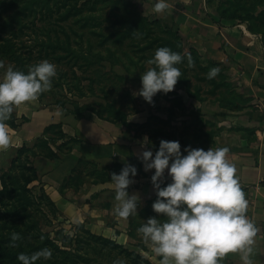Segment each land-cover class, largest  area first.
Instances as JSON below:
<instances>
[{
	"label": "rangeland",
	"instance_id": "374dc122",
	"mask_svg": "<svg viewBox=\"0 0 264 264\" xmlns=\"http://www.w3.org/2000/svg\"><path fill=\"white\" fill-rule=\"evenodd\" d=\"M154 3L155 0H0V59L5 61V68L13 64L25 72L42 59L54 62L57 75L52 78L53 86L38 97L42 105L56 106L66 116L118 122L138 139L147 134L157 148L161 138L179 140L182 152L187 145L205 149L228 146V106L240 101V94L233 86L227 61L204 58L188 43L181 29L180 10H187L184 14L188 17L192 9L204 5L220 24L244 23L264 36V0H168L169 6L162 12L154 10ZM259 13L261 19H253ZM160 46H170L184 58L178 63L181 77L174 89L167 93L160 90L152 103L133 92L142 86L141 72L154 66L147 61ZM3 50H11L13 55ZM189 54L193 65L188 63ZM216 65L221 70L209 79L207 73ZM3 71L0 69V78ZM19 149L0 150V190L1 175L11 170ZM37 157L32 155L34 162ZM38 185L36 181L29 188ZM39 188L38 204L29 202L26 211L14 208L15 194L3 198L0 194L1 253L11 243L13 232L21 234L13 244L22 245L23 236H31L34 230L47 233L61 249L72 251L63 246L62 240L64 235L74 237L75 226L83 223L69 221L60 210H54L40 196ZM22 204L19 200L17 205ZM144 222L145 215L137 223L136 236L141 245L144 239L138 228ZM60 231L63 234H58ZM138 244L127 247L139 251ZM35 247L41 249L36 244ZM81 252L86 254L87 250ZM102 252L99 261L105 264L108 251ZM61 261L63 258L52 250L51 257H40L36 264ZM0 264H9V260L0 257Z\"/></svg>",
	"mask_w": 264,
	"mask_h": 264
},
{
	"label": "crops",
	"instance_id": "0c3cea01",
	"mask_svg": "<svg viewBox=\"0 0 264 264\" xmlns=\"http://www.w3.org/2000/svg\"><path fill=\"white\" fill-rule=\"evenodd\" d=\"M180 11L181 29L188 43L204 58L228 62L233 86L241 97L228 106L230 151L226 156L236 165V175L249 201L246 214L258 228L251 254L253 264H264V36L251 32L244 23L220 24L204 5L192 9L188 17L184 14L187 10ZM16 113L19 126H9L12 143L0 150L20 148L25 143L33 146L39 139H50L55 156L40 155L35 166L64 217L119 244H138L140 218L159 215L151 203L157 198L151 180L155 169L145 170L139 158L141 139L118 122L66 116L56 106L42 105L39 97L17 105ZM133 156L142 162V169L129 185V192H139L141 201L137 212L121 217L114 211L117 201L111 173L115 164H134ZM165 176L166 184L171 181L167 169ZM138 247L151 262L161 264V256L145 240ZM220 259L223 264H245L239 252H229Z\"/></svg>",
	"mask_w": 264,
	"mask_h": 264
},
{
	"label": "clouds",
	"instance_id": "9594fccd",
	"mask_svg": "<svg viewBox=\"0 0 264 264\" xmlns=\"http://www.w3.org/2000/svg\"><path fill=\"white\" fill-rule=\"evenodd\" d=\"M168 6V0H155L154 10L162 12ZM183 58L170 46L158 47L147 61L154 66L141 72L142 86L133 95H142L154 103L157 92L173 90L181 77L178 63ZM188 63L194 64L190 54ZM0 69L4 70L0 78V148H7L12 143L7 121L14 107L51 89L57 65L45 58L25 72L13 64L5 68V61L0 59ZM220 70L219 65L211 67L208 78L217 76ZM140 144L139 158L145 170L155 169L151 180L157 198L152 207L159 215L145 219L138 232L161 256V264H223L220 258L229 252H239L245 264H253L251 254L258 228L246 214L249 201L236 175V165L227 159L229 147L205 149L187 145L182 152L179 140L161 138L154 152L155 143L147 134ZM166 169L171 181L165 184ZM137 172L135 164L125 162L118 173H111L117 201L114 211L121 217L137 212L141 201L139 192H129ZM20 236L13 232L11 243ZM51 256L52 249L45 246L32 254L20 252L18 259L23 264H34L40 257ZM113 264L127 261L120 258Z\"/></svg>",
	"mask_w": 264,
	"mask_h": 264
},
{
	"label": "trees",
	"instance_id": "16d2710c",
	"mask_svg": "<svg viewBox=\"0 0 264 264\" xmlns=\"http://www.w3.org/2000/svg\"><path fill=\"white\" fill-rule=\"evenodd\" d=\"M244 19L245 18H243V21ZM253 19L260 20L261 13L255 14ZM248 28L253 33H259L257 31H253L251 26H248ZM4 51H8V54L13 55L11 50H3V53ZM21 119L25 120L26 117ZM7 124L12 128H17L19 126V120L16 112H12L11 118L7 121ZM58 134L60 135L61 132H58ZM50 143L51 140L45 138L39 139L33 146L25 143L18 150L17 157L13 159L11 170L4 172L1 175L3 186V189L0 190V194H2L1 198H3L6 194H15V197L13 198L16 202V204H14L15 209H22L21 211H26L29 202L38 204L36 201L39 197L36 195V189L39 186L41 192L40 196H44L49 201L50 206H52L54 210L59 211L55 202L47 193L41 180V176L35 166V162L32 159V155L35 157L40 155L54 157L55 152L52 150ZM156 149L158 148L156 147ZM23 156H25L24 159ZM132 162L137 166L138 172L141 171L142 162L134 156L132 157ZM122 167V164H115L113 170L118 173ZM36 181L39 182V185L29 188V186ZM18 199L23 201V206L17 205L19 203ZM151 203L153 204V202ZM146 213L149 214L148 212ZM164 218L165 217L161 216V219ZM75 228L76 234L74 237L64 235L62 240L63 246H69L72 251L61 249L55 240L50 239V236L47 233L34 230L31 236L30 234L23 236L24 243L22 245L9 243V246L5 248V251L3 253L0 252V257L9 260V264H23V262L18 259V254L20 252L32 254L38 250V248L35 247L36 244L41 248L47 246L54 250L57 256H61L63 258V262H60L61 264H104L99 261V258L103 257V250L108 251V254H105V258L107 259V263L105 264H113L114 260L120 258L125 259L127 264H155L143 256L139 251L132 250L123 244H119L116 240L111 238L95 234L87 229L83 224H79L75 226ZM58 234H63V231H60ZM82 250H87L86 254H83L81 252ZM91 253L95 256H90L89 254ZM34 264H36V261Z\"/></svg>",
	"mask_w": 264,
	"mask_h": 264
}]
</instances>
